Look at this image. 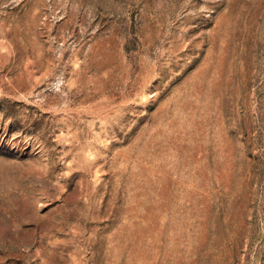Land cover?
Masks as SVG:
<instances>
[{
    "label": "rangeland",
    "instance_id": "obj_1",
    "mask_svg": "<svg viewBox=\"0 0 264 264\" xmlns=\"http://www.w3.org/2000/svg\"><path fill=\"white\" fill-rule=\"evenodd\" d=\"M0 264H264V0H0Z\"/></svg>",
    "mask_w": 264,
    "mask_h": 264
}]
</instances>
